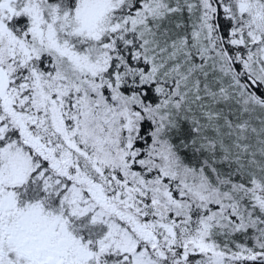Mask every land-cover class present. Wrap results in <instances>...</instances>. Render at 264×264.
<instances>
[{
  "label": "snow or ice",
  "instance_id": "snow-or-ice-1",
  "mask_svg": "<svg viewBox=\"0 0 264 264\" xmlns=\"http://www.w3.org/2000/svg\"><path fill=\"white\" fill-rule=\"evenodd\" d=\"M0 264H264V0H0Z\"/></svg>",
  "mask_w": 264,
  "mask_h": 264
}]
</instances>
